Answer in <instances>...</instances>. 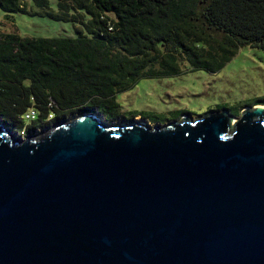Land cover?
<instances>
[{
    "label": "water",
    "instance_id": "1",
    "mask_svg": "<svg viewBox=\"0 0 264 264\" xmlns=\"http://www.w3.org/2000/svg\"><path fill=\"white\" fill-rule=\"evenodd\" d=\"M64 121L0 120V264H264V107Z\"/></svg>",
    "mask_w": 264,
    "mask_h": 264
},
{
    "label": "trees",
    "instance_id": "2",
    "mask_svg": "<svg viewBox=\"0 0 264 264\" xmlns=\"http://www.w3.org/2000/svg\"><path fill=\"white\" fill-rule=\"evenodd\" d=\"M33 2L40 15L82 29L62 39L0 32V120L18 133L88 112L115 122L116 96L141 80L215 74L243 47L264 51V0H57L56 12L49 0ZM0 10L27 8L0 0Z\"/></svg>",
    "mask_w": 264,
    "mask_h": 264
},
{
    "label": "rangeland",
    "instance_id": "3",
    "mask_svg": "<svg viewBox=\"0 0 264 264\" xmlns=\"http://www.w3.org/2000/svg\"><path fill=\"white\" fill-rule=\"evenodd\" d=\"M21 1L27 8L25 13L6 14L0 10L1 33L18 34L23 39L78 37L82 29L79 25L42 16L33 0ZM49 3L51 11L56 12L57 0ZM116 101L119 105L116 124L147 121L151 126L169 125L184 116L195 121L222 111L239 119L248 110L264 107V51L243 47L215 74L197 71L172 78L141 80L134 89L118 94ZM76 117L69 116L64 122L69 123ZM27 129L20 136L40 139L51 131L41 129L30 133Z\"/></svg>",
    "mask_w": 264,
    "mask_h": 264
},
{
    "label": "built area",
    "instance_id": "4",
    "mask_svg": "<svg viewBox=\"0 0 264 264\" xmlns=\"http://www.w3.org/2000/svg\"><path fill=\"white\" fill-rule=\"evenodd\" d=\"M37 118V113L34 110H31L26 116H25V120L31 122L36 120ZM52 119V118H51ZM24 134V133H21Z\"/></svg>",
    "mask_w": 264,
    "mask_h": 264
}]
</instances>
